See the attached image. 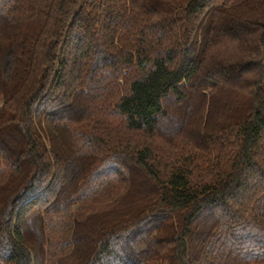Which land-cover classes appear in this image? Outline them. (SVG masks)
<instances>
[{
	"label": "trees",
	"instance_id": "16d2710c",
	"mask_svg": "<svg viewBox=\"0 0 264 264\" xmlns=\"http://www.w3.org/2000/svg\"><path fill=\"white\" fill-rule=\"evenodd\" d=\"M0 264H264V0H0Z\"/></svg>",
	"mask_w": 264,
	"mask_h": 264
}]
</instances>
